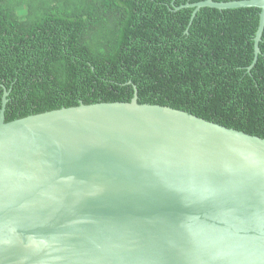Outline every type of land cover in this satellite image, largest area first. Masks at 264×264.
<instances>
[{
	"label": "water",
	"instance_id": "obj_1",
	"mask_svg": "<svg viewBox=\"0 0 264 264\" xmlns=\"http://www.w3.org/2000/svg\"><path fill=\"white\" fill-rule=\"evenodd\" d=\"M259 7L202 0L181 7ZM0 264H264V137L138 101L5 120Z\"/></svg>",
	"mask_w": 264,
	"mask_h": 264
},
{
	"label": "trees",
	"instance_id": "obj_2",
	"mask_svg": "<svg viewBox=\"0 0 264 264\" xmlns=\"http://www.w3.org/2000/svg\"><path fill=\"white\" fill-rule=\"evenodd\" d=\"M202 0H0L5 120L62 107L160 104L264 137L259 7ZM231 1V0H215Z\"/></svg>",
	"mask_w": 264,
	"mask_h": 264
}]
</instances>
